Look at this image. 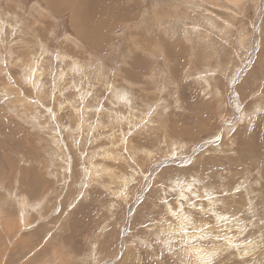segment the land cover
<instances>
[{
	"label": "rangeland",
	"instance_id": "374dc122",
	"mask_svg": "<svg viewBox=\"0 0 264 264\" xmlns=\"http://www.w3.org/2000/svg\"><path fill=\"white\" fill-rule=\"evenodd\" d=\"M79 4L0 0V264H264V0Z\"/></svg>",
	"mask_w": 264,
	"mask_h": 264
},
{
	"label": "bare ground",
	"instance_id": "6f19581e",
	"mask_svg": "<svg viewBox=\"0 0 264 264\" xmlns=\"http://www.w3.org/2000/svg\"><path fill=\"white\" fill-rule=\"evenodd\" d=\"M113 1H115V0H61V3L64 4V7L65 6H69V8H70V5H73L71 8H74V6H76V4H78V2H80V4L83 3L81 5V7H78V9H74L73 10L75 13L72 12L73 18L71 16V20L73 19V21L75 23V26H78L79 30H81V31L84 30L85 31V29H88L86 26H84V29H83V23L85 21L88 22L90 25L93 22L101 23L105 19H100L99 16H101V17L102 16L103 17L107 16L108 17V16L111 15V16H116L118 18L120 16V13L124 12L123 9H121V8H119V9H115L114 8L113 9L112 6H111ZM123 16H126V15H123ZM97 20H100V21L97 22ZM105 27H107V26H105ZM90 35H91V33H90ZM201 259H202V257H201Z\"/></svg>",
	"mask_w": 264,
	"mask_h": 264
}]
</instances>
